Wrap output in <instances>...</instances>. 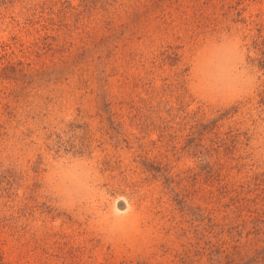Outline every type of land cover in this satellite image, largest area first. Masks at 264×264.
I'll list each match as a JSON object with an SVG mask.
<instances>
[{"label": "rangeland", "instance_id": "374dc122", "mask_svg": "<svg viewBox=\"0 0 264 264\" xmlns=\"http://www.w3.org/2000/svg\"><path fill=\"white\" fill-rule=\"evenodd\" d=\"M0 264H264V0H0Z\"/></svg>", "mask_w": 264, "mask_h": 264}]
</instances>
